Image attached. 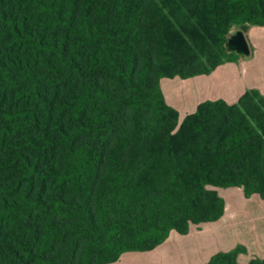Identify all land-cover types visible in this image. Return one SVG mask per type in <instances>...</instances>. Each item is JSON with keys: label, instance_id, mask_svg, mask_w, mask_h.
I'll return each mask as SVG.
<instances>
[{"label": "trees", "instance_id": "16d2710c", "mask_svg": "<svg viewBox=\"0 0 264 264\" xmlns=\"http://www.w3.org/2000/svg\"><path fill=\"white\" fill-rule=\"evenodd\" d=\"M262 25L264 0H0V264H109L219 219L215 188L264 200V94L179 121L160 89Z\"/></svg>", "mask_w": 264, "mask_h": 264}, {"label": "crops", "instance_id": "0c3cea01", "mask_svg": "<svg viewBox=\"0 0 264 264\" xmlns=\"http://www.w3.org/2000/svg\"><path fill=\"white\" fill-rule=\"evenodd\" d=\"M236 30L232 27L229 34ZM243 34L249 48L248 55L234 53L236 56L233 55L230 62L217 66L208 75L160 81L165 102L178 112L179 118L194 112L196 106L206 100L222 99L227 104H234L247 90L254 89L264 94V25L249 26ZM217 194L224 202L219 219L191 225L185 235L170 231L168 237L152 251L167 253L172 258L171 263H177L175 259L178 256H186L189 258H186V264H205L213 254L236 247L242 248L236 257L239 264L262 259L264 200L257 195L244 197L239 187L223 188ZM170 234L174 236L172 239Z\"/></svg>", "mask_w": 264, "mask_h": 264}, {"label": "rangeland", "instance_id": "374dc122", "mask_svg": "<svg viewBox=\"0 0 264 264\" xmlns=\"http://www.w3.org/2000/svg\"><path fill=\"white\" fill-rule=\"evenodd\" d=\"M182 118H179V121H181ZM217 191H222L223 188H215ZM174 236H177L176 233H173ZM173 234H170V238L172 239L174 236ZM181 258L183 259V262L181 261ZM183 256H178L175 261H177L178 264H186L187 258ZM171 257L166 254H164L161 250L155 251H147V252H125L122 253L119 257V259L113 263L109 264H177L171 263Z\"/></svg>", "mask_w": 264, "mask_h": 264}, {"label": "water", "instance_id": "95a60500", "mask_svg": "<svg viewBox=\"0 0 264 264\" xmlns=\"http://www.w3.org/2000/svg\"><path fill=\"white\" fill-rule=\"evenodd\" d=\"M224 47L228 52H233L239 56H245L249 54V48L246 39L243 32L240 30H236L228 36Z\"/></svg>", "mask_w": 264, "mask_h": 264}]
</instances>
